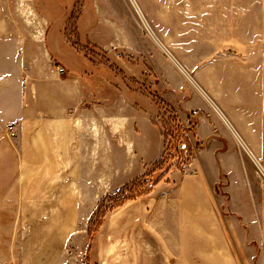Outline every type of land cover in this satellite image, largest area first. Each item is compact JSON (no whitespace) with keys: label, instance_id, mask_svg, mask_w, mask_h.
<instances>
[{"label":"rangeland","instance_id":"obj_1","mask_svg":"<svg viewBox=\"0 0 264 264\" xmlns=\"http://www.w3.org/2000/svg\"><path fill=\"white\" fill-rule=\"evenodd\" d=\"M132 2L2 0L3 16L30 35L23 48L32 55L26 78L33 101L60 102L57 90L64 86L65 113L82 118L81 150L92 164L82 176L97 182L89 187L96 196L85 203L92 211L67 245L65 261L99 264L98 235L113 206L152 192L162 179L197 173L215 182L212 200L237 262L264 264V137L239 138L215 109L182 108L190 87L216 86L210 65L216 57L253 44L200 40L201 15L224 2L249 8V0H134L138 8ZM204 115L215 133L200 138ZM15 209L0 207V264L19 263L26 220L13 217ZM73 241H83L82 252Z\"/></svg>","mask_w":264,"mask_h":264},{"label":"crops","instance_id":"obj_2","mask_svg":"<svg viewBox=\"0 0 264 264\" xmlns=\"http://www.w3.org/2000/svg\"><path fill=\"white\" fill-rule=\"evenodd\" d=\"M241 5H209L213 11L201 15L206 21L200 40L253 44L216 57L210 64L216 86L190 87L182 108L215 109L239 138L264 137V0ZM2 11L0 0V207L14 206L12 216L26 220L18 264H72L65 261L67 245L92 211L85 203L94 201L96 189L89 187L97 183L82 176L92 166L81 150L82 118L65 113L64 86L57 90L60 102L33 101L26 78L32 55L23 48L30 35L19 33L17 20ZM208 117H200V138L215 133ZM212 186L197 173L162 179L149 195L110 212L98 235L99 264H240L219 222ZM74 243L82 252L83 241Z\"/></svg>","mask_w":264,"mask_h":264},{"label":"trees","instance_id":"obj_3","mask_svg":"<svg viewBox=\"0 0 264 264\" xmlns=\"http://www.w3.org/2000/svg\"><path fill=\"white\" fill-rule=\"evenodd\" d=\"M163 160H164V157L159 161V163H161ZM145 178H146V175H145V176H141V177L138 179V181L145 180ZM144 182H145V181H144ZM157 183H158V180L154 182V184H157ZM127 188H128V186H127L124 190H127ZM150 192H151V189H150V190H147V189H146V190H144L143 192H141L140 194H138L137 197H139V196H143V195H145V194H149ZM137 197H136V198H137ZM134 198H135V197H132L131 199H134ZM125 201H126V200H125ZM125 201H122L120 204H117L116 206H113V207L111 208L112 210H110V212L113 211L114 209H116L117 207L123 205V204L125 203ZM104 215H106V213H105V214H102V215H100V216H104ZM90 248H91V243L89 242V243L87 244V246H86L87 254H88Z\"/></svg>","mask_w":264,"mask_h":264},{"label":"built area","instance_id":"obj_4","mask_svg":"<svg viewBox=\"0 0 264 264\" xmlns=\"http://www.w3.org/2000/svg\"><path fill=\"white\" fill-rule=\"evenodd\" d=\"M7 132H8V136L11 138L16 136V126L15 124L11 123L10 125H8L7 127ZM241 137V136H240ZM242 138V137H241ZM243 145V144H242ZM255 161V160H254ZM256 162V161H255ZM257 164V162H256ZM261 169V168H260Z\"/></svg>","mask_w":264,"mask_h":264},{"label":"bare ground","instance_id":"obj_5","mask_svg":"<svg viewBox=\"0 0 264 264\" xmlns=\"http://www.w3.org/2000/svg\"><path fill=\"white\" fill-rule=\"evenodd\" d=\"M132 3H134V4H135V6H137V5H136V3L134 2V0H133V2H132ZM134 4H133V5H134ZM137 8H138V6H137ZM236 136H237V135H236ZM262 171H263V170H262ZM262 173H264V172H262Z\"/></svg>","mask_w":264,"mask_h":264}]
</instances>
